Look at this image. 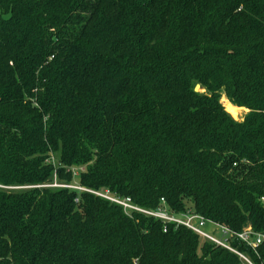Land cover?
I'll return each instance as SVG.
<instances>
[{"label": "trees", "instance_id": "16d2710c", "mask_svg": "<svg viewBox=\"0 0 264 264\" xmlns=\"http://www.w3.org/2000/svg\"><path fill=\"white\" fill-rule=\"evenodd\" d=\"M92 192L264 235V0H0V264H248Z\"/></svg>", "mask_w": 264, "mask_h": 264}, {"label": "built area", "instance_id": "2783aa9c", "mask_svg": "<svg viewBox=\"0 0 264 264\" xmlns=\"http://www.w3.org/2000/svg\"><path fill=\"white\" fill-rule=\"evenodd\" d=\"M58 186V185H53ZM71 188L70 186H61ZM76 190L85 191L80 187H73ZM110 202L121 206L124 212L128 215L132 212L142 213L148 217H152L163 221L165 224H174L176 227H185L202 238L203 241L210 242L222 249L230 251L238 255L248 264H253L248 258L240 253L232 244L239 240L252 248H257L264 243V235L255 234L251 228L245 229L241 233L234 232L229 228L219 225L209 219H206L198 214L186 213L175 214L166 207L158 208L157 210H145L135 205L129 198H118L109 193L92 192ZM264 205V197L261 199Z\"/></svg>", "mask_w": 264, "mask_h": 264}, {"label": "rangeland", "instance_id": "374dc122", "mask_svg": "<svg viewBox=\"0 0 264 264\" xmlns=\"http://www.w3.org/2000/svg\"><path fill=\"white\" fill-rule=\"evenodd\" d=\"M221 102L224 105V108L226 109V111L228 112V110H227V104L226 103H228L229 100L225 96H223ZM238 109H239V112L235 116H233L229 112L228 113L232 116V118L234 120L241 122L249 114V110H247L245 108H238ZM80 172L81 171H78V170H74L73 171L74 176H73V180H72L71 183H61V182H59V181L56 180L55 185H58V186H54V187L55 188H60L61 186H70L72 189H74L73 187H79V174H80ZM67 184H69V185H67ZM74 190H76V189H74Z\"/></svg>", "mask_w": 264, "mask_h": 264}, {"label": "bare ground", "instance_id": "6f19581e", "mask_svg": "<svg viewBox=\"0 0 264 264\" xmlns=\"http://www.w3.org/2000/svg\"><path fill=\"white\" fill-rule=\"evenodd\" d=\"M226 104L228 112L231 113L233 116H235L239 112V109L232 105L231 102H228Z\"/></svg>", "mask_w": 264, "mask_h": 264}, {"label": "water", "instance_id": "95a60500", "mask_svg": "<svg viewBox=\"0 0 264 264\" xmlns=\"http://www.w3.org/2000/svg\"><path fill=\"white\" fill-rule=\"evenodd\" d=\"M195 92H197V93L201 92V86L200 85H197L195 87Z\"/></svg>", "mask_w": 264, "mask_h": 264}]
</instances>
